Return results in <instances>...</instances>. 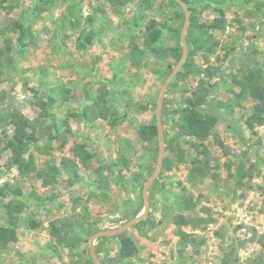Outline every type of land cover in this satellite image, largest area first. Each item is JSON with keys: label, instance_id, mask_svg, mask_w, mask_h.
<instances>
[{"label": "rangeland", "instance_id": "1", "mask_svg": "<svg viewBox=\"0 0 264 264\" xmlns=\"http://www.w3.org/2000/svg\"><path fill=\"white\" fill-rule=\"evenodd\" d=\"M190 1L202 23L219 17V8L224 11L225 30L212 32L219 41L217 53L208 56L209 63L200 53L194 56L199 68L211 65L219 71L212 79L201 75L177 80L176 75L169 84L162 104V139L165 147L174 139L164 157L177 163L171 171L161 170L149 187L150 208L144 220L149 218L153 226L135 224L124 232L137 245V256L119 261L120 238L105 237L94 242L101 264H220L223 251L229 250L237 264L264 260V248L258 244L264 241V126L247 129L254 101L246 98L234 105L238 89L229 77L240 78L251 64L264 70V7L255 6L263 0ZM181 10L171 0H0V49L8 62L1 76L0 117L14 109L32 122L39 120L38 139L30 146L37 173L24 177L10 166L7 140L13 128L7 120L0 123V189L8 184L19 192L0 195V227L8 226L9 203L25 206L18 215L17 240L0 250V264H86L90 259L95 264L90 238L143 214V190L157 165L159 137L157 145L145 144L138 128L157 123L160 92L178 63L169 56L135 55L133 48L143 47L142 33L154 20L166 25L159 45L181 47L183 54L185 18L176 19ZM190 16L189 10L186 38ZM14 23L23 27L20 43L21 31ZM247 50L249 62L239 61ZM228 51L232 54L224 59ZM169 64L175 65L164 76ZM201 79L215 84L209 100L224 105L219 109L242 130L244 139L219 121L204 142L206 153L197 155L191 139L177 137L175 126L183 100ZM50 98L56 100L47 108L55 125L42 110V102ZM94 114L97 119L92 120ZM64 122L70 128L72 122L83 124L81 134L67 136ZM77 144L91 155L88 168L93 162L98 168L90 175L79 170L71 178L61 163L79 162L73 155ZM196 157L208 166L207 176L191 177ZM241 166L244 178L237 173ZM180 194L197 203L181 214L200 222L198 229L193 223L183 228L198 236L199 245L188 247L182 256L174 223L180 213L175 196ZM60 220H78L88 232L79 225L58 232ZM64 234L81 241L61 245L58 240Z\"/></svg>", "mask_w": 264, "mask_h": 264}, {"label": "trees", "instance_id": "2", "mask_svg": "<svg viewBox=\"0 0 264 264\" xmlns=\"http://www.w3.org/2000/svg\"><path fill=\"white\" fill-rule=\"evenodd\" d=\"M176 4L175 0H171ZM191 12L190 16V26L187 33V44L190 48L189 57L184 62L181 70L177 74V80H186L190 77H198L204 75V77H208L212 79L219 69L213 68L211 65H208L205 69L199 68L194 63V56L196 54H202L205 62L209 63L208 56H213L217 53V49L219 47V41L216 39L214 32H222L226 28V20L223 17L224 11L219 8V17L213 19L211 22L202 23L198 18L196 13V9L192 6V2L190 0H182ZM257 9H262L264 7V0L262 2L257 1L256 5ZM185 13L181 10V13L177 15L176 19H184ZM16 29H20L21 35L18 39L20 43L22 38H24V33L22 32V25L19 23H14ZM183 24H180V29ZM166 27V25L156 22L154 20L150 21L147 24L146 30L142 33V46H135L133 48V53L138 55L150 54L151 56L157 58H166L171 57L174 59V62L177 64L182 56L181 47H171V48H162L159 44L160 38L162 35V28ZM171 31H173L171 28ZM179 31V30H178ZM179 40V34L177 35ZM87 42L90 43V39H87ZM249 49H252V46H249ZM232 54V51L225 54L224 59H227L229 55ZM5 55L4 51L0 49V83L2 82L1 76L3 75V68L7 63L3 61L2 57ZM248 50L243 53V56L240 57L239 61L249 62L248 58ZM238 61V62H239ZM175 65V64H174ZM173 64H169L167 66V73L164 76L170 74L173 69ZM232 78L233 84L238 89V92L235 93V101L234 105H240V101L246 98H250L254 101L252 113L246 119L245 125L248 130L254 131V129L258 126H264V70L258 66L250 65L246 71V73L242 74L239 78L238 76H229ZM173 83L170 85L169 89L174 87ZM215 89V84H211L206 82L204 79L198 84V87L191 92L189 96H187L183 102L182 107L178 110L179 119L176 123L175 130L178 138H189V144L191 148L196 152L197 155L202 153H206V146L204 142L214 133L215 127L217 126L219 121L225 122L228 127L237 135L240 139H244L243 132L239 127H236L234 121L228 117L223 111L219 108L220 106H224L222 103H218L215 101H210L209 96L212 91ZM4 96H0V101L3 100ZM55 98H50L46 103L42 102L43 111L46 113V117H48L52 123L55 125V116L48 112V106L55 103ZM104 117V114H100ZM92 120L97 119V115L94 114L91 116ZM2 120H7V124L13 128L12 136L7 140V147L11 150V159L10 166L16 167L21 176H28L30 174L37 173V168L35 165V157L30 154V146L37 141V127L36 122H32L27 119L22 113L17 110H8L5 113V116L0 117V123ZM66 126V135H72V130L68 123H63ZM138 137L139 139L145 143L150 145H157L158 143V129L157 123L153 122L150 124L140 125L138 128ZM172 138L170 142L166 145L165 150L168 151L171 148ZM221 147H224L222 142H219ZM73 155L75 158L79 159V162L73 160H62L61 166H63L66 170L65 173L68 176H74L79 171V165L88 168L86 161L89 160L90 154L85 151V146L82 144H77L73 148ZM181 160L180 156L178 155ZM179 160V161H180ZM177 160L175 158L164 157L162 171H171L173 167L176 165ZM192 165H194L191 177L194 175H201L203 177L207 176L208 166L196 157L192 160ZM52 168V167H51ZM230 172V166H227ZM53 170L57 169L53 167ZM237 173L240 178H244L245 172L242 166L238 168ZM41 175V173H39ZM71 176V178H72ZM249 177L252 178V174H249ZM12 188L6 184L3 188L0 189V195H5L7 193H14L15 195H19V192H14L11 190ZM175 201L179 205V214H176L174 217V223L178 227L177 235L179 237V254L182 256L185 250L188 247L197 248L199 245L198 236L192 233H187L183 228L191 226L193 223V228H200V222L197 219H191L190 217L181 214V212H191L197 207V203L192 197L186 196L185 194H180L175 196ZM7 218H8V226L0 227V250L4 249L9 242H14L17 240V224H18V215L23 211L25 206L22 204H12L9 203L7 206ZM60 226H55L56 231H60L61 229L68 230L72 225H79L80 228L84 232H88L83 228V224L80 221H68V220H60ZM146 225H152V222L149 218L137 223L134 227H141ZM153 226V225H152ZM151 226V227H152ZM93 233L94 230L90 231ZM120 238L119 243V251H118V260L125 261L137 256L138 248L135 242L125 236V234L118 235ZM106 238L99 239L100 242L104 241ZM81 241L80 237H73L71 240L68 238L66 234L61 235L58 240V243L61 245L73 246L78 244ZM201 243H205V240L201 238ZM258 244L264 248V241L260 240ZM234 253L232 250L223 251L220 264H237V259L233 260ZM74 264V263H73ZM86 264H93L90 259ZM254 264H264V260L260 258Z\"/></svg>", "mask_w": 264, "mask_h": 264}, {"label": "water", "instance_id": "3", "mask_svg": "<svg viewBox=\"0 0 264 264\" xmlns=\"http://www.w3.org/2000/svg\"><path fill=\"white\" fill-rule=\"evenodd\" d=\"M175 1L182 7V9L185 12V25H184L182 33H181V43L183 46V54H182L180 61L177 64V66L175 67V69L173 70L171 75L166 80V82H165V84H164V86L160 92L159 99H158L156 118H157V129H158V137H159V154H158V161H157V165H156V168L154 170V173L147 180V182L144 186V190H143V196H144V200H145L144 212L141 216L127 222L124 226H122L120 228H117L114 230H109V231H104V232H98L90 238L89 242H90L91 257H92L95 264H101L97 261V256L95 254L94 242L96 240H98L100 238H104V237H113V236H118L120 234H123L128 229L132 228L135 224L143 221L149 213L150 202H149V198H148V190H149V187L151 186V184L159 176V174L162 170L163 161H164V153H165V142L162 139L163 138V124H162V118H161L163 99H164V95H165V92H166L169 84L176 77V75L178 74L179 70L183 66V64H184V62L188 56V46H187V42H186V31H187V28L189 25V10H188L186 4L182 0H175Z\"/></svg>", "mask_w": 264, "mask_h": 264}, {"label": "crops", "instance_id": "4", "mask_svg": "<svg viewBox=\"0 0 264 264\" xmlns=\"http://www.w3.org/2000/svg\"><path fill=\"white\" fill-rule=\"evenodd\" d=\"M70 125H71V129H72L73 133L75 134V136L81 134V131L83 130V124H81L79 122H72V123H70ZM78 129H81V130H78ZM76 133H78V134H76ZM97 168H98V165L94 164V162H93V166H91L90 168H85V167L83 168V167L79 166V170L85 171V173L88 175L95 172Z\"/></svg>", "mask_w": 264, "mask_h": 264}]
</instances>
